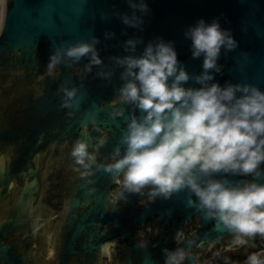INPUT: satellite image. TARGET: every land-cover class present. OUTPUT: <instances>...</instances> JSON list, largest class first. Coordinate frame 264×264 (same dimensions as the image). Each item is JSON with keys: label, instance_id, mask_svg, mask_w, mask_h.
Masks as SVG:
<instances>
[{"label": "clouds", "instance_id": "obj_1", "mask_svg": "<svg viewBox=\"0 0 264 264\" xmlns=\"http://www.w3.org/2000/svg\"><path fill=\"white\" fill-rule=\"evenodd\" d=\"M127 3L131 15L115 14L124 25L143 31L144 16L150 12L148 4L145 0ZM114 35L105 33L106 38ZM184 35L191 40L192 58L203 56L199 74L186 71L177 58L174 41L157 37L137 55V47L144 41L142 37L129 38L123 44L128 54L109 57L110 63L105 64L96 47L100 41L93 36L90 42L57 47L45 75L55 78L59 65L70 68L83 58L88 63L83 66L82 80L94 66L98 69L95 77L109 83L116 70L122 69L121 86L108 104L110 117H122L127 125L112 153L115 162L98 165L88 140L78 139L71 152L76 170L82 168L83 175L89 176L94 165L97 171L122 176L121 200H126L128 193L146 195L154 203L187 189L196 198L191 199L196 211L232 236L231 249L243 246L246 237H264V183L259 182L264 179V91L249 83L226 82L221 86L213 82L223 69L218 63L221 51L227 55L238 46L231 29L222 28L218 19L211 23L200 19ZM189 80L200 87H185ZM58 92L64 94L62 108L79 107L76 87L61 85ZM125 106H131L128 114ZM105 144L101 139L91 148L99 151ZM217 174H223L222 178L216 179ZM227 175L253 179L233 182ZM87 183L95 181L88 179ZM174 241L185 242L182 230L175 233ZM185 245L165 248L163 264H185L192 258L190 245ZM245 264H264V250L249 254Z\"/></svg>", "mask_w": 264, "mask_h": 264}, {"label": "water", "instance_id": "obj_2", "mask_svg": "<svg viewBox=\"0 0 264 264\" xmlns=\"http://www.w3.org/2000/svg\"><path fill=\"white\" fill-rule=\"evenodd\" d=\"M145 2L150 12L144 16L143 31H140L124 25L115 14L119 12L131 15L127 0H6L0 31V82H3L4 86L13 83L14 79L19 86L28 82L26 89L15 91L20 95L12 97L14 100L21 99L27 90L33 91L32 82H37V89L41 85L42 89L39 92L42 90V93L37 96L39 102L35 104L49 105L51 109L58 108L59 112L60 109L75 111L73 126L76 131L82 130V133L86 134L90 122L98 126L116 123L112 119L106 120L105 114L108 109L106 107L121 86L119 73L122 69L116 70L110 83L95 77L98 71L95 66L82 80V76L85 75L83 66L88 63V59L83 58L70 68L59 65L57 77H48L45 75L46 64L57 47L77 41L90 42L94 36L100 41L96 45L99 56L105 64H109V57L128 54L124 51L123 44L129 38L142 37L144 43L137 47L136 54L139 55L149 41L161 37L166 42L174 41L177 58L190 75L199 74L202 71L203 56L192 58L191 40L187 39L184 33L200 19H204L206 23L218 19L222 28L231 29L238 46L227 55L221 51L218 63L223 65V69L221 73L215 74L213 82H219L221 86L226 82L249 83L264 91V0H145ZM137 15L141 14L137 12ZM106 32L115 35L106 38ZM9 75H13L14 79L8 78ZM3 78H6L5 82ZM61 85L78 89L77 109L61 107L64 95L58 92ZM185 87L200 85L189 80ZM8 123L5 109H1L0 215L8 208V211L14 213L10 219L5 220L6 223L0 220L2 264H8L10 260L17 258L22 260L14 247L19 239L13 241L14 244L10 241L12 238L10 236L16 229L15 222L21 221L20 216L24 215L25 221L29 220L34 237L45 225L41 215L36 212L37 207L34 203L39 186L38 177L23 178L22 172L15 174L13 170L12 163L20 158L23 144L22 140L6 139L10 129L7 127ZM34 156L32 153L28 156L26 161L28 165L32 163ZM104 173L101 172L95 180L100 179ZM222 176L223 174H217L215 178L220 179ZM226 178L233 182L244 180L243 176L227 175ZM259 182L264 183V179ZM17 192L20 193L19 196ZM193 196L194 194L191 196L188 194L187 189L174 193L170 199L163 200L161 206L147 208L143 216L154 212L169 213L167 212L169 209L182 211L187 208L191 217L198 213L191 205ZM44 234H48L49 245L53 244L52 231L43 229V237ZM26 236L32 239L29 234ZM228 236H231L228 232L218 229L217 222L203 217V230L190 243L204 246L205 252H209L212 246ZM25 237L22 239L23 242ZM64 245L65 242L62 243V251ZM30 247L33 248L31 244ZM192 258H189L188 264H193Z\"/></svg>", "mask_w": 264, "mask_h": 264}, {"label": "flooded vegetation", "instance_id": "obj_3", "mask_svg": "<svg viewBox=\"0 0 264 264\" xmlns=\"http://www.w3.org/2000/svg\"><path fill=\"white\" fill-rule=\"evenodd\" d=\"M9 77L14 79L13 75ZM0 83V110L5 109L9 119L7 127L10 128L6 139L22 140L23 144V154L12 163L13 170L15 174L22 172L23 178L38 177L34 203L36 212L45 221L44 228L34 237L29 220L25 221V216H20L21 221L15 222L16 229L10 241L14 244L13 241L21 240L14 247L22 260L17 258L8 264H163L165 248L172 250L186 247L185 244L190 245V257L195 258L196 264H208L229 250L231 236L223 238L209 252H205L204 246L191 245L190 241L203 230L201 214L189 217V210L184 208L182 211L169 209L170 215L154 212L143 216L147 208L161 206L164 199L158 198L153 203L146 195L125 193L127 199L121 200L122 176L104 173L95 180L103 170L97 171L94 165L93 174L89 176L83 175L82 168L76 170L78 166L71 152L78 139L88 140L89 151L96 156L98 165L115 162L112 153L127 125L122 117L115 120L110 117L111 107H106L105 119L116 123L98 126L90 122L87 133L83 134L82 130H75L74 116H68V110L60 109L59 112L58 108L35 104L39 102L37 96L42 93V90L39 92L41 85L37 89V82H32L33 91L27 90L21 99L16 100L12 97L20 94L15 91L26 89L28 82L21 86L15 83V79L8 86ZM125 107L128 114L131 106ZM101 139L106 141L105 146L94 151L91 145H96ZM121 147L123 149L124 146ZM31 153L35 156L28 165L26 161ZM243 178L252 179L251 176ZM88 179L95 183L88 184ZM92 188H95L94 192L89 191ZM192 200L195 201L194 196ZM8 210L0 215V220L11 218L14 213ZM43 229L52 231L53 244L49 245L48 234L42 236ZM179 230L183 231L185 242L176 244L174 235ZM28 234L32 239L26 236ZM246 244L247 240L243 246L233 248L242 249Z\"/></svg>", "mask_w": 264, "mask_h": 264}, {"label": "trees", "instance_id": "obj_4", "mask_svg": "<svg viewBox=\"0 0 264 264\" xmlns=\"http://www.w3.org/2000/svg\"><path fill=\"white\" fill-rule=\"evenodd\" d=\"M253 248L243 249L240 252L227 251L211 260L208 264H244L245 259L252 251L264 250V237L257 235L253 238Z\"/></svg>", "mask_w": 264, "mask_h": 264}, {"label": "rangeland", "instance_id": "obj_5", "mask_svg": "<svg viewBox=\"0 0 264 264\" xmlns=\"http://www.w3.org/2000/svg\"><path fill=\"white\" fill-rule=\"evenodd\" d=\"M246 240H247V244H246V246H244V248H242V249H240V248H236V249H229L228 251H233L234 253L235 252H240V251H242L243 249H250V248H253L254 247V245H253V238H247L246 237ZM259 251V250H258ZM253 252H257V251H252L251 253H253ZM250 253V254H251ZM246 260V259H245ZM244 264H245V262H244Z\"/></svg>", "mask_w": 264, "mask_h": 264}, {"label": "bare ground", "instance_id": "obj_6", "mask_svg": "<svg viewBox=\"0 0 264 264\" xmlns=\"http://www.w3.org/2000/svg\"><path fill=\"white\" fill-rule=\"evenodd\" d=\"M5 2L6 0H0V31L3 24L4 12H5Z\"/></svg>", "mask_w": 264, "mask_h": 264}]
</instances>
